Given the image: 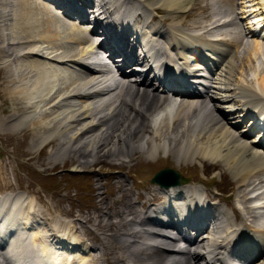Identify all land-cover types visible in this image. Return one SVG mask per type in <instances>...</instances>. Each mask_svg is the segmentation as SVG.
I'll use <instances>...</instances> for the list:
<instances>
[{"label":"bare ground","instance_id":"obj_1","mask_svg":"<svg viewBox=\"0 0 264 264\" xmlns=\"http://www.w3.org/2000/svg\"><path fill=\"white\" fill-rule=\"evenodd\" d=\"M67 1L79 7L82 2L86 5L94 2L102 8L98 15L123 17L122 24L115 23L117 26L110 30L121 35L116 42L124 43V48L119 47L117 52L123 48L124 54L126 48H131L128 55L135 58V63L140 64L143 58L133 53V47L143 43L159 55H162L163 46L171 52L177 49L183 65L178 71L149 66L145 73H132L136 79L125 77L128 75L120 79L107 77L105 71L77 72L71 65L84 67L80 62L82 58L88 56L99 61L93 50L97 42L93 38L100 37L98 29L87 33L82 25L77 27L67 20L64 22L58 13L67 12V4L60 6L57 2L58 11L52 9L51 0H0V111H6V104H11L10 114L5 119L0 117V126L4 124L14 133L29 135L33 146L61 148H56L52 158L72 161L77 167H88L97 162L122 165L129 163L137 152L149 164L157 160L154 158L160 151L166 150L177 163L197 160L208 166L221 165L235 182L236 201L235 204L231 202L234 206L229 208L231 212L236 210L233 211L235 219L229 221L225 220L226 216L222 218L215 213L218 201L210 200L206 206L197 204L196 199L200 201L201 194L207 200L211 195L195 185L182 183L149 190L150 195L141 202V206H146L143 210L130 197L131 190L124 177L117 185L125 193L121 199H105L103 192H98L99 207L93 213L86 212L82 222L92 225L90 231L99 238L100 256L107 255L103 258L106 263L116 264L120 260L121 264H215L224 261L222 252L230 247L241 263L244 259L250 264H264V192H257L264 186V177L260 175L264 172V131L260 129L255 140L249 139L246 129H240L244 121L238 115L243 112L247 115L248 108L253 112L256 110L262 116L264 127L263 68L254 75L263 92L244 84V80L239 81L250 69L254 70L258 55H264L263 37L252 45L253 49H248L245 41L248 35H260L264 28V0H240V18L234 10L236 0H125L130 5L124 9L119 8L124 0ZM213 1L227 6L223 4L220 10L210 12ZM136 8L148 14L151 21L157 20L160 11L169 16L150 28L143 15L135 12ZM182 11L188 13L178 20L177 14ZM239 19H244L248 27L238 26ZM130 20L133 21L131 25ZM253 22L261 27L259 32H254ZM61 26H65L67 32L61 31ZM161 41L163 46L159 45ZM39 42L47 45H39ZM19 48L25 52H17ZM42 49H54L60 59L43 57L38 53ZM249 52L255 57L249 56ZM199 60H205L209 65L206 78V73L197 72L202 68ZM166 62L167 59L163 63ZM131 69L136 71L137 68ZM193 74L198 81L204 82L200 86L202 91L184 90L186 78ZM250 80L245 79L246 82ZM231 83L236 86L231 87ZM156 84L181 96L180 101L175 103L161 95ZM173 86L179 89L176 91ZM85 88L93 89L81 91ZM232 91L236 92L234 96H231ZM98 96L101 103L96 105ZM241 99L242 113H237L240 109L233 111L232 102ZM103 107L106 110L99 113ZM162 114L164 116L158 119ZM88 117L93 118L92 121L87 122ZM162 198L167 200L154 211L156 217H152L149 213L151 201ZM218 199L228 207L225 196L220 195ZM35 205L32 198L23 204L24 207L13 203V213L0 206V216L5 218L3 224L0 220L2 261H6L2 247L6 238L12 239L15 248H20L24 255L39 247L49 264H95L94 256H91L96 247L94 242L91 245L82 243L69 220L64 223L63 230L56 219L47 217L45 221L37 212L40 207ZM172 218L175 221L170 220ZM175 223L190 230L189 234L183 230L179 232L187 243L178 248L174 244L178 240L168 229ZM160 227L166 230L162 232ZM16 229L26 231L32 237V245L23 242L21 235H13ZM204 231L206 235L202 234ZM164 259L169 263L162 262Z\"/></svg>","mask_w":264,"mask_h":264},{"label":"rangeland","instance_id":"obj_2","mask_svg":"<svg viewBox=\"0 0 264 264\" xmlns=\"http://www.w3.org/2000/svg\"><path fill=\"white\" fill-rule=\"evenodd\" d=\"M236 1L237 3L234 10L236 11L235 13H237V17L240 18V16L242 15V5L240 4V0ZM213 4L210 8V12H213L214 10H220L224 5V7L227 6L223 2L222 5H220L218 3L216 4V2L213 1ZM195 10H198L196 9V6ZM187 13V11L179 12L177 14V19H183L184 15ZM160 14L162 18L169 16L165 12L162 13V11ZM161 16L159 17V19H162ZM239 20H237V23L239 22L238 26H241L243 24L242 26L245 29V27H247L245 23L246 21L244 19ZM70 22L72 23V25H77L74 20H71ZM78 26L79 25H77V27ZM64 27L61 26L59 27V29L61 31L67 32V29ZM228 27L229 26H227V28ZM52 28H54V26ZM230 28H232V26H230ZM248 36L250 39L248 38ZM248 36L245 41H247L249 47L247 45L246 47L248 49H253L252 45H254V43H256L258 40L260 41L261 38L257 35L252 34ZM70 44L71 43H66V45ZM39 45L46 46L47 44L41 43ZM53 50L54 49H42L38 51V53L47 54L53 52ZM17 52L22 54L23 50L19 48ZM247 54L249 56H252L253 54V56L255 57L254 53L249 52ZM37 60L39 59L37 58ZM261 69L264 70L263 57H260V60L257 62L253 71L252 69L248 71V76L246 75V77L247 79L251 80L249 82H246V77H242L239 81L244 80V84L256 87V89L261 91L254 76L260 73V71H262ZM230 86L234 87L236 85L231 83ZM234 94H236V92L232 91L231 96H234ZM99 98V96L95 98V100L97 99V101H99L96 103V105L101 103V98ZM235 99L237 98L235 97ZM1 104L2 97L0 95V105ZM6 105L7 110L4 112L0 111V117H3L4 119L6 118V115L8 116L10 114L9 109L11 108V104ZM105 110V107H103L98 111L99 113L102 112L103 114ZM92 119L93 118L88 117L86 118V121L90 122L92 121ZM248 120L249 119L243 120L244 122L241 125V129H246L247 131L248 129L252 128V124H250ZM260 125H263L262 121L259 122L258 126H255V128L253 129L254 133L249 137V139L255 140V138L258 137L259 131L257 129L258 127H260ZM4 126V124L3 126H0L4 129L1 130L0 128V193L9 192L15 195H22L25 199V202L29 201L32 198L35 201L36 208L40 207L39 215L41 217H44V219L47 217H49V220L53 218L56 219L58 227H61V225L63 226L61 227L62 230L65 228L64 223L69 220L68 223H71L73 225V230H76L75 234H77V237L79 236L82 240H86L88 242L90 241V243H95V251H92V256H94L93 259L95 264H99V262L100 264H104L105 259L103 258H105L107 255L104 256L102 254V256H100L101 247H99L97 241L99 240V238L95 233L90 231V228H92V225L90 223L82 222L84 219L83 215H86V212L93 213L96 208L99 207V203L97 201L98 192H103L102 197H105V199L111 200L113 197L121 199L122 193H125L117 185L119 184L118 181L121 180L122 177H124L123 179H126V183H128L127 187L131 190H129L130 197L134 199V201H137L138 207L142 210L145 209L146 206H141V202L150 195V191H154L155 189L154 185L150 182V177L156 170L165 167H170L176 171L182 172L186 176L185 179L188 178L186 182L199 181L203 183L206 186L207 190L214 196H216L218 192L222 196H229V200L227 199L228 208H232L233 206L230 204L232 202L231 198L236 197L235 194L237 191L235 188V182L221 165L216 166L217 164H210L208 166L206 163L202 164L197 160H193L192 163L187 164L177 163L172 154H170L168 151L166 152V150H162L159 152V155L154 158V160H157L149 164H146L144 162V157L139 155L140 153L137 152L135 156L129 161V163L126 162L122 165L115 163V166L109 163L97 162L92 166L90 165L88 167H77L76 164L72 161H62L58 158H52L54 156L52 155V153L55 152L56 148L59 147L40 144L33 146L30 142L31 139L29 135L25 134L24 132L14 133L13 131H10V128H7L6 126L5 128H7L8 130L5 129ZM51 158L53 161L50 160ZM260 175L264 177V172H262ZM212 177L213 180L210 181ZM97 183L101 185V188H99L100 186L97 187ZM260 190H263L264 192V186L260 187L257 191ZM154 201L155 200H152L151 202ZM110 206H112V203L110 204ZM47 210H49V212ZM233 211L236 212V210ZM57 216H60L59 219ZM76 216H78L79 219L76 220ZM112 217L113 219L116 218L114 214L112 215ZM85 226L88 227V229L84 232L83 229H86ZM109 227L110 226L106 227V232L107 228ZM77 231L79 234L77 233ZM165 260L166 259H164L162 262L169 263V261L165 262ZM108 263L112 264L109 261ZM108 263L105 262V264ZM117 263L121 264V261L119 260L118 262H116V264Z\"/></svg>","mask_w":264,"mask_h":264},{"label":"water","instance_id":"obj_3","mask_svg":"<svg viewBox=\"0 0 264 264\" xmlns=\"http://www.w3.org/2000/svg\"><path fill=\"white\" fill-rule=\"evenodd\" d=\"M153 182H157L161 185L175 184L178 182L175 173L171 169H164L159 171L152 178Z\"/></svg>","mask_w":264,"mask_h":264}]
</instances>
